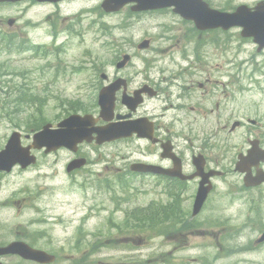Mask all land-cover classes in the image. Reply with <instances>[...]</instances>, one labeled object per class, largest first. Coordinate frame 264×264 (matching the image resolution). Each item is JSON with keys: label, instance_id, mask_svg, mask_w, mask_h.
<instances>
[{"label": "rangeland", "instance_id": "1", "mask_svg": "<svg viewBox=\"0 0 264 264\" xmlns=\"http://www.w3.org/2000/svg\"><path fill=\"white\" fill-rule=\"evenodd\" d=\"M208 1L214 8L229 11L241 4L252 7L260 0ZM32 5L31 3L26 6L21 5L4 9L0 13V16H3V18L0 17V27L9 19H18L17 17L22 12L20 19L22 21L29 20L33 23L32 26L35 27L32 29L28 23V38L32 39L34 44L42 45L40 49L35 51L34 55H37L39 60L30 57L25 62L12 63L9 68L6 64L4 70V72L8 69L20 71L23 77L27 76V81L38 87L37 89L42 98L45 99L39 106L40 113L30 119L35 121L31 122L35 123L36 126L41 124L42 121L44 123L57 121L67 114L52 94L59 85H62L59 79L63 81V86L60 89L63 98H68V94L75 87L73 82L69 85L64 84L69 80V76L65 75V61L80 60L79 54L84 48L91 49L103 60L108 56L106 48L98 44L97 27L100 21L106 22L111 28L121 26L130 28L127 36L130 37L131 43L135 41V45L140 43L139 40L142 36L151 38L153 40V50L156 47L157 40L161 47L163 43L160 38L163 36L162 33H169L170 29L176 28L172 24L176 21L167 18L168 15H141L134 19H128L124 15L104 16L99 10L98 0L87 1L85 4L78 2L75 6L60 7L56 15L64 17L89 9L93 13L90 20L95 21L94 27L89 26V21L84 24V27L78 26L77 29L75 25H71L69 29L71 34L81 35L65 44L64 51L59 53L53 48L51 40L42 32L43 19L56 10H34L31 8ZM16 23L21 26L19 21ZM75 23L79 24L78 21ZM58 24L56 22V25ZM62 26H57L56 30L61 29ZM102 27L100 26V28ZM95 30L96 33H94ZM115 34L125 37L124 33L115 32ZM166 37L171 38L170 35ZM82 38H84V41ZM64 39L57 40L56 44L63 43ZM79 47L81 49H78ZM171 47H175V45ZM248 47L249 50H254L251 45ZM125 48V45H123V50ZM207 49L208 46L205 50ZM149 59H152V56L144 60L145 66L147 62H150ZM59 60L61 62L56 67ZM173 61H176V58ZM209 62L212 65L218 63L217 60H210ZM132 64L135 66L130 70V73L142 69L138 57L135 56ZM51 66L56 68L54 72L59 73L60 78H57L52 85L44 87L42 81H47L53 77V74H47L48 67ZM42 70L44 74L41 77L37 73H41ZM25 72L26 75H24ZM80 76L82 78L81 83L86 74L81 73ZM74 80L79 79L75 78ZM89 104L90 97H86L80 100L79 105L83 108V111H86ZM29 126L30 122H25L22 118L15 121L7 118L4 122H0V150L5 145L6 136H9L13 128H27ZM214 142L215 139L211 138L208 145H213ZM105 153L108 156H116V158L107 159L105 158L107 156L104 155L103 160L93 163L94 167L81 170L78 174L70 176L63 171L65 161L62 157L46 158L43 152H39L35 155L39 158V168L44 166V169L25 173L23 171V173L14 172L10 176H1L0 243L29 241L37 249L50 253H60L61 256L65 257L60 259L61 264H78L83 261L85 264H264V245L253 247L254 241L264 232V203H261L258 195L253 197L257 210L253 212V217L249 219L252 212L248 208L247 202L241 200L244 196L237 195L236 190L241 185L240 177L237 174L232 173L216 181L213 193L209 196L197 217L192 218L191 216L193 191L187 192L184 193L182 198L181 218L176 226L140 228L137 231L130 232L129 230L126 231V228L129 229L130 227L126 226L128 225L127 218L123 211L127 207L132 209L137 206L148 205L150 201L158 198L159 191L155 188L138 186L133 188L141 191L140 193H132L127 189L125 193L116 190L118 193L116 197L126 196L129 198L127 202L120 205V208H116V202L109 199V196L105 194L106 191L98 188V185L105 180L89 177V173H87V171H105V168L111 171L116 166L124 164L121 160L122 153L118 151V148L105 149ZM235 161L234 152L228 153L222 158V169L232 171ZM48 166L55 170L50 171L47 169ZM38 172L42 174H37ZM44 172L49 173L50 176H45ZM147 182L149 181L146 180ZM84 183L87 187L97 188L96 193L98 196H92L89 193V198L85 200L84 195L88 192L79 188V185ZM63 184L66 186V192H61V185ZM72 184H78V186L70 189L69 187ZM28 192L32 193L27 195ZM245 196L249 197L250 195ZM17 198H20L19 202L14 201ZM251 206L253 207V205ZM246 220L248 225L239 228V225H242ZM194 223L201 224V227H190ZM207 225L209 226L205 227ZM185 226H188V228H185ZM221 230H223V234L217 235ZM236 231L239 232L238 235H234ZM228 235H231V237L228 238ZM92 243L96 245H92ZM91 253L95 254L91 256ZM79 255L91 257L87 260L70 257H79ZM5 264L28 263L10 259Z\"/></svg>", "mask_w": 264, "mask_h": 264}, {"label": "flooded vegetation", "instance_id": "2", "mask_svg": "<svg viewBox=\"0 0 264 264\" xmlns=\"http://www.w3.org/2000/svg\"><path fill=\"white\" fill-rule=\"evenodd\" d=\"M114 80L115 78L112 79V81ZM145 86L146 85L142 84L136 89H140L141 87H145ZM147 87L153 90V92L151 93L153 97L158 96V93L160 92V90L156 86L147 85ZM136 89H131V87L127 83V93L128 94L133 93V91H135ZM150 100L151 98H149L148 96H145L142 104L138 107V110L134 114H131L130 118L149 120V122L153 126V141H156V142L153 143V141L149 142L147 140H136V139L127 140L125 142L133 143L135 145H138L139 147H144V150H141L140 152L141 159L136 160L137 162H148L145 160V156L151 155L152 156L151 162L154 165H157L158 167H161L166 170H171L173 168L171 161L161 158L163 147L168 146L171 149V152L175 153L180 159L182 172L186 175L192 174L194 170L192 161H191L192 156L189 158L190 164H187V162H185L183 159V155L178 152L177 147L174 145L172 141V136L170 135L169 129H168V127H170L171 125H169L167 119L172 116V110H170V107L174 110H179V109L182 110L183 105L179 101L176 104V106H173L171 103H169V101H166L168 107H166L164 111L159 110L157 112H150V111H147L146 108H144L147 104H150L149 103ZM163 112H165L166 114H164ZM116 115H121V116L128 115V113L125 111V108L122 106L120 101H117V104H116ZM126 164H129V162H127ZM203 165H204V168L206 169L207 164L203 162ZM131 175H134V174L127 171V167L126 165H124L122 170L116 171L115 178L118 179V178H123V177L131 176ZM136 177L138 178L149 177V178L157 179L158 181H160L158 184L163 186L164 188H166V186L170 184H175L177 181L176 179H171V178L163 177V176L151 177V176H146V175H138Z\"/></svg>", "mask_w": 264, "mask_h": 264}, {"label": "water", "instance_id": "3", "mask_svg": "<svg viewBox=\"0 0 264 264\" xmlns=\"http://www.w3.org/2000/svg\"><path fill=\"white\" fill-rule=\"evenodd\" d=\"M136 1L138 2L139 0H108V2L106 3V6H107V8H109L111 5L114 10H117L118 8H120L121 6H123L127 2H136ZM162 1L165 2L167 0H162ZM144 4H146V3H141V5H143V6H144ZM253 34L255 36H257L260 40H264V21H262L261 19L258 21V28L256 31H253ZM75 137H77L76 136V130L72 129L71 130V138L74 139ZM17 162L22 163L23 160L20 159L17 156V154L10 147H8L5 152L0 154V170L7 171L13 166V164H15ZM205 196H206L205 193H202L198 196L197 201L195 203V208L197 210L202 205L203 200L205 199ZM196 209L194 212H196ZM10 251L11 252H20V253L25 254V255H31L32 254L31 251H29L28 249H26L20 245L15 246Z\"/></svg>", "mask_w": 264, "mask_h": 264}]
</instances>
